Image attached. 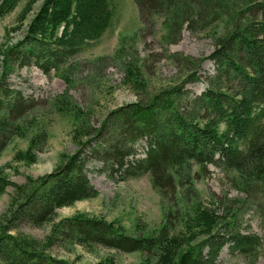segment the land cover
I'll return each mask as SVG.
<instances>
[{
	"label": "trees",
	"instance_id": "16d2710c",
	"mask_svg": "<svg viewBox=\"0 0 264 264\" xmlns=\"http://www.w3.org/2000/svg\"><path fill=\"white\" fill-rule=\"evenodd\" d=\"M134 2L143 32L153 34L154 18L160 16L170 44L178 43L185 30L209 31L214 50L208 60L214 64V75L207 78L205 91L190 100L188 110L180 104L188 94L184 87L152 92L138 56L129 61L122 50L123 84L136 93L135 103L112 110L95 124L68 91L51 99L53 108L75 117L71 137L78 151L63 154L53 172L29 176L23 184L12 182L0 169V196L14 188L9 207L0 216V264H72L50 253L57 245L68 251L78 246L94 251L102 246L140 252L142 264H218L227 245L244 255H255L260 248L257 235L241 234L234 218L220 212L216 202L224 211L229 207L219 199L213 206L196 199L189 212L176 207L180 200L187 204L188 197H193L194 178L188 175L195 165L202 172L214 165L224 174H238L232 176L238 189L252 201L257 195L264 199V0ZM20 6L18 24L8 33L25 29L24 40L0 47V58L5 56L13 65L34 64L45 74L60 71L68 85L75 81L78 67L69 60L80 48L100 39L113 16L109 0H0V20ZM172 58L188 71V80L204 61L178 54ZM47 104L25 96L2 78L0 156L18 137L29 144L16 152L13 162L38 161L49 133L36 113ZM162 127L169 128L170 137L163 135ZM140 140L147 146L145 156L138 158L135 145ZM92 158L103 162L111 178L150 174L165 210L160 229L148 233L145 226L137 225L131 234L120 221L87 213L57 220L58 209L99 195L88 174ZM28 224L51 230L40 240L20 233L21 226ZM97 264L115 261L104 258Z\"/></svg>",
	"mask_w": 264,
	"mask_h": 264
},
{
	"label": "rangeland",
	"instance_id": "374dc122",
	"mask_svg": "<svg viewBox=\"0 0 264 264\" xmlns=\"http://www.w3.org/2000/svg\"><path fill=\"white\" fill-rule=\"evenodd\" d=\"M113 12L110 26L100 39L86 44L80 52L69 60L78 65L75 81L68 85L61 77L60 71L52 70L45 74L38 66L12 64L5 56L0 58V81L7 83L25 96L47 101L44 109L36 113L40 121L45 123L49 133L48 145L38 155L35 164L13 162L18 150L28 147V140L15 137L0 156V169H4L10 180L23 184L27 177L38 178L53 172L61 162L63 154H74L78 148L72 141V131L77 124L73 114L64 113L52 107L50 100L69 92L73 101L91 115L95 124L115 109L137 101L136 93L123 84L125 72L119 59V51L131 61L137 55L145 70L149 89L171 90L173 87H184L188 92L181 101V106L191 110V99L205 91L207 78L214 75V64L208 60L214 50V43L209 31L185 30L182 39L176 44L166 40L168 31L163 26V18L156 16L153 34L143 32L140 14L134 0H109ZM22 6L12 14L0 20V47L21 42L25 37V29L9 34L8 30L17 26V16ZM203 58L201 67L195 77L188 80V71L184 70L172 56ZM101 58H106L102 61ZM7 60V62H6ZM184 65V64H183ZM186 66V65H185ZM175 129V128H173ZM165 137L169 128L162 127ZM167 139V138H166ZM147 143L140 140L135 148L138 158L145 156ZM109 169L103 162L91 159L88 162V174L92 184L98 189L95 198L77 202L71 207L57 210V220L73 217L78 213L105 217L110 221H120L129 233L135 234L136 226H145L148 233L161 228L164 223V206L161 193L154 187L149 173L137 177H125L120 174L114 178L109 176ZM181 174V172H180ZM238 174H224L220 168L210 165L202 172L195 165L188 179L194 178L193 197L187 204L181 200L177 210L184 212L198 199L205 205H212L219 199L223 205L228 204L229 211H224L216 202L220 212L234 218V224L241 234L257 235L261 246L255 255H244L232 252L225 246L219 256L218 264H264V199L257 195L254 201L246 193L238 189L232 179ZM187 188L184 191L187 192ZM182 192L178 186V197ZM14 188L9 187L0 196V216L8 209ZM238 199V200H237ZM230 205V206H229ZM50 226L42 228L32 225L21 226L20 233L44 240L50 233ZM14 234H16L14 232ZM61 245L53 247L50 253L57 258L65 259L72 264H97L104 258H113L115 264H142L144 258L140 252L126 253L119 250L98 247L94 251L75 247L68 251Z\"/></svg>",
	"mask_w": 264,
	"mask_h": 264
}]
</instances>
